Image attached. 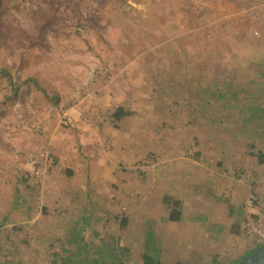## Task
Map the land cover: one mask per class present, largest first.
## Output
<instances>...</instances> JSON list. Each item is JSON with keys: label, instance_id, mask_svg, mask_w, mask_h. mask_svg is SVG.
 Returning <instances> with one entry per match:
<instances>
[{"label": "rangeland", "instance_id": "374dc122", "mask_svg": "<svg viewBox=\"0 0 264 264\" xmlns=\"http://www.w3.org/2000/svg\"><path fill=\"white\" fill-rule=\"evenodd\" d=\"M1 70L0 264H142L150 227L161 264L259 246L264 0H0Z\"/></svg>", "mask_w": 264, "mask_h": 264}, {"label": "trees", "instance_id": "16d2710c", "mask_svg": "<svg viewBox=\"0 0 264 264\" xmlns=\"http://www.w3.org/2000/svg\"><path fill=\"white\" fill-rule=\"evenodd\" d=\"M1 73L5 74L9 77L7 72L4 70L0 71ZM10 78V77H9ZM130 113L129 111L125 110L122 106H117L112 115L114 120L120 121L124 117L128 116ZM256 157L258 162H263L264 153L261 151H258L256 153ZM162 201L164 204H166L169 207V211L167 214V221L170 222H179L184 219L183 213H182V202L181 200L177 198H173L170 195H164L162 198ZM230 213L233 214V209H230ZM202 221L206 222L203 218ZM238 222V221H236ZM213 228L216 227V225H210ZM222 225H219V230H221ZM258 247H255L250 252L244 254L239 259H237L233 264H238L244 257L250 255L254 250H256ZM161 257H162V248L160 243L158 242L154 230L150 227L145 230L144 232V251H143V259L142 264H161ZM210 262L212 264H225L221 263L220 261H217L216 255L210 256Z\"/></svg>", "mask_w": 264, "mask_h": 264}, {"label": "water", "instance_id": "95a60500", "mask_svg": "<svg viewBox=\"0 0 264 264\" xmlns=\"http://www.w3.org/2000/svg\"><path fill=\"white\" fill-rule=\"evenodd\" d=\"M238 264H264V245L244 257Z\"/></svg>", "mask_w": 264, "mask_h": 264}, {"label": "built area", "instance_id": "2783aa9c", "mask_svg": "<svg viewBox=\"0 0 264 264\" xmlns=\"http://www.w3.org/2000/svg\"><path fill=\"white\" fill-rule=\"evenodd\" d=\"M46 154L41 152L38 155L34 154L32 155L31 159H30V165L32 167V169H35V163L37 162L38 159H45L46 158ZM35 172H38V169H36ZM259 246H263L264 245V232H260L259 233Z\"/></svg>", "mask_w": 264, "mask_h": 264}]
</instances>
